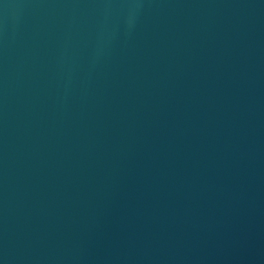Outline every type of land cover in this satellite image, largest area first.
Listing matches in <instances>:
<instances>
[{
  "label": "water",
  "instance_id": "obj_1",
  "mask_svg": "<svg viewBox=\"0 0 264 264\" xmlns=\"http://www.w3.org/2000/svg\"><path fill=\"white\" fill-rule=\"evenodd\" d=\"M0 264H264V0H0Z\"/></svg>",
  "mask_w": 264,
  "mask_h": 264
}]
</instances>
